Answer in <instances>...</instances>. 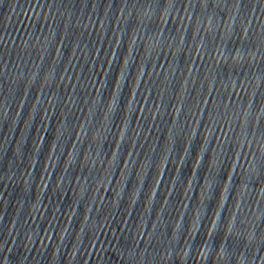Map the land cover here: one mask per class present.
I'll use <instances>...</instances> for the list:
<instances>
[{
	"label": "water",
	"instance_id": "1",
	"mask_svg": "<svg viewBox=\"0 0 264 264\" xmlns=\"http://www.w3.org/2000/svg\"><path fill=\"white\" fill-rule=\"evenodd\" d=\"M0 83L151 264H264V0H0Z\"/></svg>",
	"mask_w": 264,
	"mask_h": 264
}]
</instances>
